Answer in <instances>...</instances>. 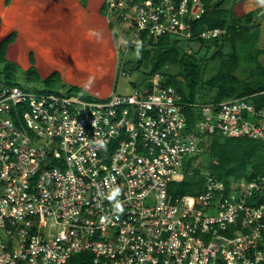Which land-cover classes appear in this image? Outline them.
Segmentation results:
<instances>
[{
  "label": "built area",
  "instance_id": "obj_1",
  "mask_svg": "<svg viewBox=\"0 0 264 264\" xmlns=\"http://www.w3.org/2000/svg\"><path fill=\"white\" fill-rule=\"evenodd\" d=\"M105 5L132 42L193 40L206 12L202 0ZM214 133L264 141V108L251 96L186 104L161 72L92 100L1 84L0 264H264V176L227 187L205 172L197 206L169 192Z\"/></svg>",
  "mask_w": 264,
  "mask_h": 264
},
{
  "label": "trees",
  "instance_id": "obj_2",
  "mask_svg": "<svg viewBox=\"0 0 264 264\" xmlns=\"http://www.w3.org/2000/svg\"><path fill=\"white\" fill-rule=\"evenodd\" d=\"M202 1L206 12L201 20L194 23L193 40H184L172 35L148 38L143 34L137 43L127 48L135 49L139 53L134 68H145L144 83H135L134 87L146 84L151 75L161 72L167 77V82L181 93L186 104L222 102L231 98L251 96L256 102L257 110L263 109L264 94L258 93L264 91V65L259 61L264 49L257 46L260 29L256 16L264 8L258 7L239 16L233 9L226 7V0ZM81 2L86 5L87 0ZM205 27L226 28L227 33L206 41L198 38L200 31ZM14 38L15 33L0 43V63L3 64L0 68V85L19 86L20 69L6 58L7 47ZM189 48L192 49L191 52L188 51ZM124 49L121 48L122 54L126 51ZM203 50L204 55L200 58L198 55ZM122 54L119 59L123 58ZM243 60L248 64V74L241 78L237 71ZM132 62V59L127 62L120 60L119 70L122 66L126 68L127 65L133 64ZM209 71H212V74L207 78ZM26 74L28 80L35 78L36 68L32 67ZM43 83L45 87L41 92L65 93L87 100L93 99L82 88L63 84L58 72L53 73ZM185 112L189 125H193L196 111L185 107ZM199 148L197 154L185 159L184 174L169 184V192L176 202L188 206L198 205V196L206 183L205 172L221 179L227 187L231 181L252 180L264 176L263 140L214 133L205 135ZM202 158L206 159L205 164L202 163Z\"/></svg>",
  "mask_w": 264,
  "mask_h": 264
},
{
  "label": "crops",
  "instance_id": "obj_3",
  "mask_svg": "<svg viewBox=\"0 0 264 264\" xmlns=\"http://www.w3.org/2000/svg\"><path fill=\"white\" fill-rule=\"evenodd\" d=\"M0 43L13 33L6 58L20 69V78L42 84L53 73L68 86L95 98L118 91L119 51L116 25L105 0H4ZM4 22L6 30L1 33ZM36 68V77L27 72ZM37 78L41 80H37Z\"/></svg>",
  "mask_w": 264,
  "mask_h": 264
},
{
  "label": "rangeland",
  "instance_id": "obj_4",
  "mask_svg": "<svg viewBox=\"0 0 264 264\" xmlns=\"http://www.w3.org/2000/svg\"><path fill=\"white\" fill-rule=\"evenodd\" d=\"M225 5L226 7L233 9L237 13V15L243 16L247 14L248 12L254 9H257L258 7L264 8V0H226ZM256 23L258 24V27L260 29V36H259L257 46L261 49H264V10L259 15L256 16ZM116 34H117L116 36L117 48H118V51L120 50L119 58L121 57V54H122L121 48H125L124 50H126L124 54H122L124 55L122 56L123 58H121L120 60L123 59L125 62H127L129 59H132L133 61L132 62L133 64H129L125 68L126 70L130 71V75L120 76L118 78V84H117L119 93L128 94L133 91L135 83H138V84L144 83L145 75L143 72L145 71V68L144 67H141L139 69L134 68L136 66V61L139 57V53L135 49H131V50L127 49L129 48L131 44H134L137 42L135 41L132 42L130 40L129 33L126 30H124V28L122 27H116ZM189 50L192 51L191 48H189L188 51ZM203 55H204V50L201 51V53L198 56L202 58ZM209 55L211 54L209 53ZM259 61L264 65V54L259 56ZM247 65H248L247 62L243 60L240 69L237 71V74L239 77L244 78L247 76L248 74ZM2 67H3V64L0 63V68ZM210 74H212V71H209L206 77L208 78ZM18 85L22 89L27 90V91L39 92L41 91V89H44L42 84H36V83L29 84L22 77L20 78V81H18ZM205 162H206V159L202 158V163L205 164Z\"/></svg>",
  "mask_w": 264,
  "mask_h": 264
},
{
  "label": "bare ground",
  "instance_id": "obj_5",
  "mask_svg": "<svg viewBox=\"0 0 264 264\" xmlns=\"http://www.w3.org/2000/svg\"><path fill=\"white\" fill-rule=\"evenodd\" d=\"M3 1L4 0H0V15L3 16L4 18L6 17V10L3 6ZM6 30V22H4L1 33L4 32Z\"/></svg>",
  "mask_w": 264,
  "mask_h": 264
}]
</instances>
